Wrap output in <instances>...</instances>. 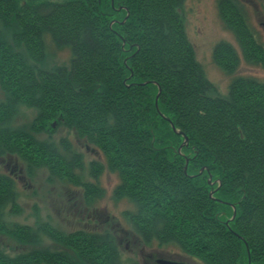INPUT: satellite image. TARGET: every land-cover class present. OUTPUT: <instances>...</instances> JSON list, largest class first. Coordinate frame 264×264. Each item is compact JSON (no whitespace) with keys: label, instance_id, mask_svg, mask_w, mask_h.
Returning <instances> with one entry per match:
<instances>
[{"label":"trees","instance_id":"trees-1","mask_svg":"<svg viewBox=\"0 0 264 264\" xmlns=\"http://www.w3.org/2000/svg\"><path fill=\"white\" fill-rule=\"evenodd\" d=\"M184 2L0 0V157H17L29 177L41 168L83 187L91 205L101 191L73 174L81 155L51 140L64 127L101 153L95 178L103 168L118 175L115 196L133 205L127 220L145 245L173 246L190 264H264V83L234 76L227 96L216 93L187 38ZM218 7L241 53L220 43L216 64L230 75L242 59L264 68L246 6ZM62 49L68 64L48 67ZM22 106L34 119L11 127ZM16 196L0 174V232L61 249L0 248V264H124L106 230L64 233L39 219L6 226L1 216Z\"/></svg>","mask_w":264,"mask_h":264},{"label":"rangeland","instance_id":"rangeland-1","mask_svg":"<svg viewBox=\"0 0 264 264\" xmlns=\"http://www.w3.org/2000/svg\"><path fill=\"white\" fill-rule=\"evenodd\" d=\"M249 1L257 2V0ZM218 2L219 0H185L182 14L186 35L193 47L196 61L202 66L206 78L212 83L216 93L227 96L234 76L264 83V68L259 65H250L242 59L235 73L230 75L216 64L213 51L220 43L228 44L239 56L241 53L233 30L227 27L220 16ZM245 11L249 17V28L255 35H258L254 38L264 49V36L258 25L259 16H256L252 7H248ZM2 33L9 39L12 32L11 29L4 28ZM69 58L68 49L55 51L47 61L48 67L67 65ZM3 100L4 94L0 88V102ZM34 116V110L22 106L15 111L11 127L23 128L30 125ZM37 136L40 140H45L49 133ZM51 140L61 152H63V143L67 142L76 155H81V167H75L73 174L81 183L97 185L101 196L96 198L91 205H86L83 187H76L72 183H65L54 176H49L47 171L41 168L33 169L29 177L24 163L17 157H0V174L13 179L17 192L14 209L5 208L1 216L6 226L33 227L39 219L40 222H48L64 233L76 230L89 232L106 230L114 233L124 264L130 261H136L139 264H157L155 259L159 257H171L194 263L173 246L160 248L154 243L150 246L145 245L141 238L133 232L126 216L127 212L134 210L133 205L126 198L115 196V190L119 185L118 175L103 168L95 178L91 172L92 162H102L103 157L97 149L78 140L73 132L64 127H57L51 135ZM9 171H12L13 175ZM37 247L51 251L61 249L49 239H43L39 244H24L0 232V248L12 256Z\"/></svg>","mask_w":264,"mask_h":264},{"label":"flooded vegetation","instance_id":"flooded-vegetation-1","mask_svg":"<svg viewBox=\"0 0 264 264\" xmlns=\"http://www.w3.org/2000/svg\"><path fill=\"white\" fill-rule=\"evenodd\" d=\"M239 2L243 3L246 6V9L248 7H252L254 9V13H256V16H259L258 18V25L259 27H261V31L263 33L264 36V0H257V2L254 1H249V0H238ZM258 35H255L252 32V37H257ZM261 83V82H260ZM263 83V82H262ZM8 166V165H7ZM6 166V167H7ZM22 171V170H21ZM19 171V172H21ZM10 174L13 175L12 171H9ZM154 258V256H152ZM158 257V256H157ZM159 258L155 259V262L157 263V260ZM158 264V263H157Z\"/></svg>","mask_w":264,"mask_h":264},{"label":"water","instance_id":"water-1","mask_svg":"<svg viewBox=\"0 0 264 264\" xmlns=\"http://www.w3.org/2000/svg\"><path fill=\"white\" fill-rule=\"evenodd\" d=\"M176 133H178L179 134V132H177L176 131ZM185 141H186V139H185ZM210 196H212V192H210ZM233 216L231 217V219L232 218H234V216H235V209H234V207H233ZM157 263L158 264H190V263H188V261H179L178 259H175V258H171V257H166V258H164V257H159V259L157 260Z\"/></svg>","mask_w":264,"mask_h":264}]
</instances>
